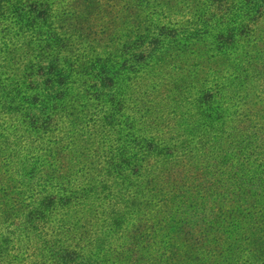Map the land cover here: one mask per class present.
Wrapping results in <instances>:
<instances>
[{
  "label": "trees",
  "instance_id": "trees-1",
  "mask_svg": "<svg viewBox=\"0 0 264 264\" xmlns=\"http://www.w3.org/2000/svg\"><path fill=\"white\" fill-rule=\"evenodd\" d=\"M209 1L197 31L149 0H0V264H264V0ZM165 44L186 98L154 122L123 93ZM93 198L133 229L79 232Z\"/></svg>",
  "mask_w": 264,
  "mask_h": 264
},
{
  "label": "rangeland",
  "instance_id": "rangeland-1",
  "mask_svg": "<svg viewBox=\"0 0 264 264\" xmlns=\"http://www.w3.org/2000/svg\"><path fill=\"white\" fill-rule=\"evenodd\" d=\"M151 3V8L155 12V14L161 16L165 23L171 22L172 24H182L187 29H196L200 30L201 27L204 26V22L207 25L211 24L213 21L208 20L206 16L211 15L215 12L214 7L209 0H149ZM110 5L113 6L111 2ZM123 3H121V7H123ZM115 7V6H114ZM101 7V11H98L91 18V22L93 24L104 25L115 24V27H120V19L117 15L118 7ZM120 20V21H119ZM78 21L82 24L85 21V16L78 18ZM118 23V24H117ZM99 27V26H98ZM96 27H93V30L96 31ZM100 28V27H99ZM126 26L123 28L125 29ZM73 37L78 41L79 31H73ZM100 35V34H99ZM97 35L92 34V38ZM114 33H112L111 37H114ZM102 40L109 39L107 36H100ZM76 41V44H77ZM203 41L197 40L195 42L194 50H198L202 47ZM163 48L162 57L160 59H155L148 66L142 68L143 73L140 75L141 78L137 80H133V83L128 87V93H123V97L132 100V97L137 100L139 103V110L141 113H145L146 116L138 117L142 119H150L151 121L162 120L167 116L172 118L171 111L173 108H176L181 112L183 109V105L185 104V88L184 86V78L183 75L186 72V68H184L179 59H172L170 56V52L167 46ZM78 51L83 48L81 45H74ZM85 48V47H84ZM88 50L91 51V48L88 46ZM172 51V50H171ZM89 54H83V62H88ZM102 55L101 58H103ZM97 61V60H96ZM95 63V62H93ZM160 84H157L159 80H162ZM190 80H188L189 82ZM187 82V83H188ZM129 83V81L127 82ZM157 84V85H156ZM130 92H132L133 96L130 97ZM152 94V96H150ZM171 94L175 95L176 98L172 99ZM140 95V100L137 99V96ZM129 103V100H128ZM151 106V107H149ZM130 107V106H129ZM73 189L74 186H72ZM93 197V196H92ZM97 198H93L89 204V211L81 214L80 218L77 219L79 221V226L77 230L79 232L82 231L81 226L84 227L86 232L96 231L101 234L102 239H106L107 235L110 234L107 227H110L113 233H116L118 230L120 232L124 231V228H130L131 224L134 223L133 218H129L127 210H125L124 203H121L117 200L115 203L106 202L104 199H100V201H94ZM93 201V202H92ZM129 206L130 203H127ZM131 217V215H129ZM124 218L125 223H121L120 219ZM76 220H71V216L67 218L63 229H61V234L59 235L60 239H68L72 236V230L69 229L71 226L74 227ZM116 239V237L114 238ZM130 241V240H129ZM122 240L119 239L117 235L116 240H112V245H118ZM38 252L41 250H37ZM37 251L33 256H27L23 260V264H75L69 260H59L60 258H49L48 254L45 252L42 256H37ZM34 250L31 251L33 253ZM30 253V251H29ZM79 262V261H78ZM76 262L77 264H79Z\"/></svg>",
  "mask_w": 264,
  "mask_h": 264
}]
</instances>
